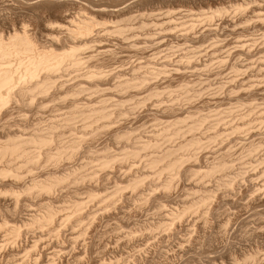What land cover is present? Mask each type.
Wrapping results in <instances>:
<instances>
[{
    "label": "rangeland",
    "instance_id": "374dc122",
    "mask_svg": "<svg viewBox=\"0 0 264 264\" xmlns=\"http://www.w3.org/2000/svg\"><path fill=\"white\" fill-rule=\"evenodd\" d=\"M93 1H97V0H93ZM108 1L107 0H101V2L106 3V5L109 4L110 7L112 6L113 3H116V1H118V0H116V1L114 0V2H113V0H108ZM248 1L249 0H162V1L161 0H154V1L153 0H148V1L147 0H126L127 3L124 2V0L118 1L119 3L120 2L123 4L125 3L124 5H121V3H120V5L122 7H124L123 8L124 11H122L119 14L118 18H116L114 16L112 17L111 15H109V16H111V18L108 16L109 18H106V19L111 20V22L108 21V23H109V25H112V27H115V26L119 27L120 26L119 28H121V29L124 27L123 29L126 31V33L122 29L123 34H122V32H121V34L113 33V34H111V36L109 34L108 36L106 35L104 37L106 40L104 38H102L100 42L94 41L91 43V45L92 46L94 45V47L99 45V43L100 44L103 43L104 45L107 46L106 47L107 50L105 49V51H108L107 53L103 52V51H100V52L95 51L94 48H86V49L81 51L82 54H81V52L79 53L81 55L84 54L83 57L85 58L84 61L86 63V67H88L92 70H95V67L96 68L99 67L100 69L102 68V70H104V71L106 70L105 73L106 72L107 73L105 76V80L108 78L106 80L107 83L104 80V82L102 83L103 86L101 85L99 89H95V87L94 88L89 87L90 89L92 88L91 91L89 90V93L87 92V90L86 91L84 90V92H81L80 94H78V96L75 99L79 98V99H77L78 101L76 100L77 105L79 104L77 106L78 109H79V106L81 108L84 105H88L89 102L91 103V104L89 103V105H91V106L93 104H94V106H95V104L97 106H99L100 104L105 106L106 104L105 103L103 104L102 101H100V100L106 99L107 97H108L107 99H110V100L112 98V100H111L112 104L110 101H109V103H110V105H113V106L111 107L110 105H108L109 104V103H107L108 101L105 100L104 102L107 101L106 102L107 106L108 107L110 106V108H108L107 106H105V107L107 109H110L113 112H115V114L118 113L119 110H121L120 112H122L123 109H130L131 108L130 113L126 112L127 115L124 114V115H121L119 117L117 116L120 120L117 119V117L115 115L113 116V118L116 117L117 121H116V119L114 120L113 118H110V120H108L110 122V125L112 126L111 129L117 128V130L119 131V129L121 128L120 129L121 133H125V131L129 133L128 136H127V134L124 135V134L119 133L117 138L121 135L123 138L126 136L125 139H127L129 137L127 140L131 141V143L126 141L125 139H122L121 137L118 138V141H117V138H116V140H114L112 138V135H110L109 132H103L100 135L96 136L93 140L90 139V144H88V141H89L88 140L86 143H84V146L82 145V147L79 149L78 152L81 153L80 155L78 153L75 156L76 158H73V159L68 160V161H64V163H61L60 166L58 167V170L60 171V173H64V171L67 172V170L68 171L69 170L74 171L75 169L76 170L74 172L80 171L79 173H76V174L78 175L80 173H83V175H84L83 182H84V180H85V182L83 183V182H81L82 180H80L77 183L78 185L77 184L73 185L72 183L69 184L66 182L65 184H62L63 186L66 185L65 188L63 186H60L55 191V193H53L50 196V198H49V196L47 197V195H43V194L39 195L40 197L34 196V198H33L30 195H29L30 196L29 197L28 194H25V192H24V194H25L24 195L22 192L21 196H20L21 199H19L18 204L16 206H13L12 202L10 201V200H12L10 194L7 195L6 193L3 192V188L1 186L2 183L0 182V184H1L0 185V195H1L0 196V201H1L0 202V209H1L0 210V216H1L0 217V246H1L0 247V262L1 263L0 264H6V263H8V264H13V263L14 264H47V259L49 260V258L51 259V258H54L56 256L62 257V259L60 261H58L57 264H114V263L115 264L116 263L117 264H128V263L129 264H131V263L132 264L133 263L134 264L135 263L136 264H157L158 262H159L158 264H178V263L179 264H185V263L186 264H209V263L210 264H249V263L250 264H264V238H263L264 237V231H263L264 230V162H263L264 161V157H263L264 156V82H263L264 81V74H263L264 73V51H263L264 50V7H263L264 1L263 0H250L249 2ZM129 3H133V4L130 5ZM138 3H139V5H138ZM113 5H115V4H113ZM240 5H242V6H240ZM1 6L2 5L0 4V10L2 12L3 8ZM126 6L129 9L127 8V10H126L125 9ZM110 7H108V8L110 9ZM240 7H242V9H240ZM217 9L223 10V11L225 10V11L224 12L222 11L223 13L222 12L221 13L216 12L215 17L213 15L212 19L209 20L207 15L211 14L210 12L216 11ZM257 9H259V10H257ZM10 13L11 12H9V13L6 12L7 15L13 16V14L11 13L12 14L11 15ZM69 13L74 17L78 16L76 14L77 9H70ZM216 14H218V15H216ZM125 15H126V17H125ZM153 17H154V19H153ZM189 17H190V19H189ZM206 17L208 19H206ZM233 17H235V18H233ZM128 18H130V21ZM249 18H251V21ZM114 19H115V21H114ZM248 19H249V21H248ZM193 20H194V22H193ZM162 22H163V24H162ZM110 23H112V24H110ZM239 23H241V24H239ZM133 24H134V26H133ZM122 25H123V27H122ZM130 25H131V27H130ZM209 25H211V26H209ZM127 28H128L129 32L127 31ZM200 30H202V32ZM157 32H159V33H157ZM177 32H179V33H177ZM182 32H183V34H182ZM218 32H219V34H218ZM141 33H143V34H141ZM113 35H114V37H113ZM144 36H145V38H144ZM216 36H217V38H216ZM90 37L93 40L96 39L97 31H94V33H92L88 39H90ZM234 39H235V41H234ZM104 41H105V43H104ZM205 41H207V42H205ZM209 41H211V42H209ZM130 44H132V45H130ZM209 46H211V47H209ZM258 46H260V47H258ZM168 49H169V51H168ZM92 51L94 54L92 53ZM153 51H154V53H153ZM91 54L94 56H92ZM140 56L143 58H141ZM193 56H195V57H193ZM165 57H166V59H165ZM190 57H192V58H190ZM175 59H176V61H175ZM195 59H197V61ZM101 60H103V61H101ZM236 60H237V62H236ZM164 64H165V66H164ZM83 65L85 66V64H83ZM83 65L80 67L81 71L80 70L75 71V69H74V71H75L74 72L73 70H70L73 73H70L69 71H68L69 73L65 72V73H63L62 77H59V79L64 83L68 81L65 84H71V82L75 83L76 82L75 80L81 79V77L78 76L77 72L79 74H80V72H82ZM144 65H145V67H144ZM90 66H92L94 69L91 68ZM86 67H84L85 70L88 69ZM132 67L133 68L136 67V69H133ZM235 67H237V69ZM258 67L261 69H259ZM84 68H83V71H84ZM115 69H117V70H115ZM121 69H122V71H121ZM161 69H163V70H161ZM168 69H170V70H168ZM150 70H152V71L154 70V71L151 72ZM158 70H161L162 72L163 71H166V72H164L165 73L164 74L161 71H159V72H161V74H160L158 72ZM146 71H148V72H146ZM145 73H148V74H146V76L148 77L149 80L147 79V81H146L147 83L145 82L146 83L145 85L148 87H146V86L144 87V84L143 85L141 84V86H140L141 91H140L139 89H137V87H139V85H140L139 82L143 79V78L142 79H140V78L144 77ZM151 73H153L152 79H150V77H149V75L150 76L152 75ZM117 74L119 76H123V74H124V76L119 77ZM142 74H144V75H142ZM132 75H133V77H132ZM189 75H190V77H189ZM112 76H113V78H111ZM115 76H117L118 78ZM130 76L132 78H136L138 76L139 77L136 78V80L135 79L133 80ZM146 76L144 78H147ZM156 76H157V78H156ZM114 77H115V79H114ZM73 78H74V80H73ZM128 78H130L133 81L129 82L130 79H128ZM209 78H211V79H209ZM65 80H67V81H65ZM111 80H112V82H111ZM125 80H127L128 82L127 81L125 82ZM137 80H138L139 85L131 87V85L135 84L137 82ZM120 81H122L123 83L122 82L119 83ZM149 81H150V83H148ZM255 81H257V82H255ZM113 83H115V84H113ZM125 83H127V85H125ZM206 84H207V86H206ZM252 84H254V85H252ZM120 86H123L124 89L126 88V86H127V88L131 87L133 89L128 91V89H130V88H128V89L126 88L127 90L126 89L124 90L122 87L120 88ZM116 87L118 89L119 88L120 89L118 90ZM209 87H210V89H209ZM89 88H87V89H89ZM104 88H106V89H104ZM151 88L154 90L156 89L155 91L158 92L156 98H155L156 92L154 90H152ZM93 89H95V91H92ZM159 89H160V92L162 91V93L159 92ZM222 89H223V91H222ZM227 89H229V90L227 91ZM100 90H102L103 93ZM165 90H166V93H163V92H165ZM168 91L170 92V94ZM217 91L219 93H216ZM119 92H121V93H119ZM133 92H135V93H133ZM151 92H152V95H151ZM97 93H98V95H97ZM145 93H146V95L147 94H149V95L145 96ZM154 93H155V96H154ZM244 93H246V94H244ZM124 94H126V95H124ZM167 94H168V96H167ZM229 95H230V98H229ZM82 96H83V98H82ZM123 96H125V97H123ZM127 96H128V98H127ZM130 96L132 98L134 97V99H132ZM144 96H145V100H144ZM253 96H255V97H253ZM98 97H99V99H98ZM102 97H103V99H101ZM121 97H123V98H121ZM147 97L149 99L146 100ZM158 97H159V99H158L159 101L156 100ZM234 97H236V99ZM120 98L122 100H119ZM187 98H189V99H187ZM89 99H91V100L89 101ZM129 99L131 100V103H130V101L127 102ZM182 99H184V100H182ZM116 100L119 102H118V104H115V106L117 105L119 109L117 108V106H116V108L113 109V107H115L114 101H115V103H117ZM138 100L140 102L142 101L143 104H138L140 106H136L137 103L139 102ZM205 100H206V102H205ZM121 101H123V103L126 102L125 104H123V107L121 105L122 104ZM99 102H101V103H99ZM134 102L136 105L134 104ZM239 102H241V103H239ZM151 103H153L154 105ZM156 103L158 106L156 105ZM46 104H47L46 105L47 108L44 107L43 110H40L41 112L38 111V113H37V111H34L33 115H31L32 112H29L30 114L28 113V119H29L28 124H27L28 126H24V127L21 126V128H19L20 130H18V127H16L15 130L19 131V132H23L24 134H27L28 132H31L32 127H34L36 124L38 126L40 124H41V126H43L46 123L45 121H49V119H52L55 117L57 118L58 115L60 118L64 112H65L64 114H66L67 112L68 113L73 112L74 108L76 109V107L69 105V101L66 103H63V104H66L65 106L63 104H61L62 106L60 105V107L57 105L59 108L54 107L55 104L53 102L51 103V101L47 102ZM52 104H53V106H52ZM82 104H83V106H81ZM213 104H215V105H213ZM68 105L70 106L71 109L73 107V109L71 111H70V108ZM165 105H167V107ZM51 107H52V109H51ZM168 107H169V109H167ZM66 108H68V109H66ZM116 109H118V110H116ZM251 109H252V111H251ZM66 110H67V112H66ZM123 111L125 112V110H123ZM175 111H176V113H175ZM239 111H241V112H239ZM164 112H166V113H164ZM194 112L196 113L197 116L194 115ZM202 112H203V114H202ZM40 113L41 114L43 113V115H41ZM160 113H161V115H160ZM183 114L188 116V118L184 119L185 121L182 119ZM162 115H164V116H162ZM172 115L175 117H173ZM199 115H201L202 117H208V118H206L207 120L202 122V124L198 127L199 129L198 128L196 129V132L194 129L190 130L189 129L190 125L195 123V120L201 117ZM210 115L211 116L213 115V116L211 117ZM40 116H41V118H40ZM159 116H162V118ZM191 116H192V119H191ZM37 117H39V119ZM44 117H46V118H44ZM157 117H158V119H157ZM178 117H180V118H178ZM33 119L36 121H34ZM132 119H134V120L132 121ZM193 119H194V122H189V121H193ZM253 119H254V121H253ZM78 120H81V119L77 118L75 120L77 122L74 121L73 123H75V124L78 123V125L81 126L84 123V121L81 120V121H83V122H81L82 123L81 124L80 121L78 122ZM104 120H106V121H103V122H108L107 119H104ZM237 120H239V121H237ZM257 120H259V121H257ZM162 121H163V123H162ZM214 121L216 123H214ZM100 122H102V121H100ZM149 122L151 124H149ZM159 122H160V124H158ZM178 122H179V126L177 125ZM111 123H113V124H111ZM147 123H148V125H147ZM164 123H167V124H165V126L167 125L166 127H170V124H172L171 126L173 128L170 127V128H167V130H166L165 126H161L162 124L164 125ZM173 124L176 127V129L173 126ZM203 124H206L207 126L203 125ZM187 125H189V126H187ZM184 126L189 130H187ZM233 126H236L238 129H235L236 127H234V129H233L232 128ZM178 127H180V128H178ZM122 128L124 131L122 130ZM161 128H164L166 132L163 131L164 129H161ZM13 129H14V126H13ZM158 129H160V130H158ZM171 129L173 131H176V132H172ZM179 129H181V130H179ZM185 129H186V132L183 131ZM231 129H232V131H231ZM168 130L170 133L171 132L173 133L172 135H175V136L172 137V135L170 133L168 136V134H167ZM202 130H204V131H202ZM233 130H236V131H233ZM238 130H241V131L239 132ZM161 131L163 133H161ZM189 131H191V134L193 131V135H191L190 133H187ZM67 132H69V131H65V134L69 135L70 132L69 133H67ZM149 132L151 134H155V135H151ZM164 132L166 133V137L168 136L167 139L170 142L166 139V137H163V135L165 136ZM177 132H179V134H178L179 136H177ZM180 132H182V133H180ZM212 132L213 133L215 132V133L213 134ZM158 133H160L161 136ZM236 133H239V134L237 135ZM145 134H147V135H145ZM156 134H157V136L159 135L162 138H160L159 136H158L159 138L158 137L155 138ZM216 134L219 136L217 138H214L215 141L214 140L211 141V139L209 137H211V138L215 137V136H217ZM220 134H221V136H220ZM229 134H230V136H229ZM131 135H133L134 137ZM64 136H67V135H64ZM70 136H71V133L65 139H68ZM138 136H140V137H138ZM170 136L172 138L171 139L172 141L169 139ZM196 136L203 138L204 139L203 141L204 142L207 141L208 145H205V147L203 148L204 150L200 149V151L198 152L197 158L195 160H193V162H192V160H190V161L186 160L185 161L186 163L184 162L183 168H185L186 166H189V165L191 166V167H189V171H188V174L190 176L194 175V174H192L191 168L196 169V166H197V170L199 169V171H201V173H202L204 171L205 172L208 171L207 168H209L211 163L213 165H214V163H215V165L218 163V165H220L219 167L221 170L218 168V170H217L218 172L216 171V173L211 175L212 177L216 176V178L213 177V179H212L211 176H208V179H207V177H205L204 181L202 178L201 179L202 182L201 181L199 182L200 179H197L199 177H197L196 175L192 176V177H188V174H187V175H184V177H183V175H181L182 174L181 173L180 175L182 176V178H181V176H180V178H179V176L177 177L180 179V180L179 179L177 180L178 185L170 191V193H172L171 194L172 198L171 199H168L166 197H165L166 199L163 198L164 194L162 192H164V191H161V189L162 190H165V189H164L162 182H164V185H165L167 183V181L170 180L171 174H170V172H163V173H161L162 176H161V174L156 175L157 171H155V170H158V167H157V169L156 168L153 169V168L149 167V171H148V169H146L148 167V164H145L146 162L148 163L147 157H149V159H150V157L153 156L152 154H155V153L160 154L163 150H165V147L167 148L169 146L170 149L171 148L173 149L177 145H179L180 141H181V143H183V141H187L186 139L188 137H189L188 140H190V138H194ZM132 137H133V139H132ZM148 137H149V139H148ZM174 137L176 140L174 139ZM206 138H208V139H206ZM245 138H246V140H245ZM119 139L121 140V142ZM150 139H151V142L154 140L155 141V142L153 141L154 143L159 144V146L162 147V149L159 148V146H156L154 148L151 147V149L147 148L148 151H146V149H145V151L141 150L142 152H140V154L142 153V155H140V156L143 158L139 157V155L136 156L137 159L130 157L131 159L128 158V162L126 161L127 159H123L122 161H125L127 163L118 162L113 167L107 169L108 171H106V169L100 168V164L104 160L108 159V156H112V155L113 156L116 155L117 157H121V155L125 156L127 153H126V151L124 153V151H123L124 149L127 150V152L131 151L132 148L136 149L142 140L149 141ZM163 139H165V140H163ZM113 141H115V142H113ZM144 141H142V142H144ZM162 141H164L165 143ZM209 141L210 142L214 141L213 142L214 144L210 143V145H209ZM123 142H125L126 144H124ZM177 142H179V143H177ZM207 142H206V144H207ZM114 143H115V146H113ZM132 143H134V144H132ZM130 144L134 145V146L131 147ZM160 144H162V145H160ZM165 144H167V145H165ZM256 144H257V146H256ZM106 145H107V147H106ZM123 145L125 146V148ZM126 145H128V147H126ZM243 147H245L246 149ZM122 148H124V149H122ZM155 148H157V149L155 150ZM107 149H110V150L107 152ZM82 150H83V152H81ZM158 150L161 152H159ZM186 150H188V149H186ZM186 150L185 151L182 150L181 152H183L186 155L189 152V150L188 151H186ZM245 150H246V152H245ZM116 151H117V153H116ZM121 151H123V152H121ZM110 152L111 153L113 152V153L110 154ZM119 152L121 155L118 154ZM149 152H152V153L150 154ZM181 152L180 153L178 152L177 154L184 155ZM102 153L103 154L106 153L105 154L106 156L103 155ZM122 153H124V154H122ZM146 154L147 155L149 154V155L146 156ZM157 154H155V155H157ZM254 154L256 155V157ZM92 155H93V157H91V158H93V159L90 158V156H92ZM95 155H97V156H95ZM98 156H99V158L101 157L102 159L101 158L99 159ZM145 156H146V158H145ZM138 157H139V159H138ZM132 159H133V161H132ZM145 159H147V160H145ZM89 160H92V161L89 162ZM96 160H98L97 161L98 163H96ZM101 160H102V162H101ZM137 161H139V162H137ZM212 161L213 162L215 161V162L213 163ZM68 162H69V164H68ZM219 162H221V163H219ZM222 162H223V164H222ZM88 163H90L91 165L94 166V171H92L93 166H91ZM119 163H120V165H119ZM133 163L135 164V166ZM139 163H140V165H139ZM128 164H129V166H128ZM143 164L147 167H145ZM185 164H187V165H185ZM212 164H211V166H212ZM240 164H241V166H240ZM62 165H63V167H62ZM65 165H66V167H65ZM96 165H98V166H96ZM125 165H126V167H125ZM160 166H159V168H160ZM193 166H195V168ZM198 166H199V168H198ZM122 167H123L124 171H123ZM116 168H118V169H116ZM62 169H64V170L61 171ZM71 169H74V170H71ZM99 169H101L103 171H101ZM126 169H128V170L125 171ZM223 170H225V171H223ZM90 171H92L93 173L91 172V174H90ZM152 171L155 172L153 174V177H154V175H156L154 178H152V176H151L153 173ZM108 172H109V175H108ZM146 172L147 173L150 172L151 174L150 173L146 174ZM94 173H96L97 175L95 176ZM133 173H134V175H133ZM142 173H143L142 177H144V179L141 177ZM167 173H169V174H167ZM92 174L96 179L92 176ZM121 174H122L123 178L120 177ZM135 174L137 176H140L142 178V183H143V180H144V183H143V186L140 184V186L137 185L138 187L137 186L132 187V188H136V189L131 188L132 190H135L132 192V190L129 189L130 187L126 188L124 185L127 184L128 180L129 181H128L127 185H129V183L130 184L133 183V179L135 181L136 178H137V180H138V178H140V177H137ZM227 174H228V176H227ZM240 175H242V176H240ZM28 176L29 175H26L25 177H27V178L24 177L22 181L27 182V185H30L29 181H32V180H29V179H32V178H29L31 176H29V177ZM79 176H81V174ZM85 176H86V179H84ZM87 176L89 178L92 177L91 178L92 180L88 179ZM128 176H129V178H127ZM133 176H135V178ZM148 176H150V177H148ZM158 176H160V177L158 178ZM219 176H220V178L221 177L222 178L220 179ZM230 176H232V177H230ZM185 177L189 178V179H186ZM195 177H197V178H195ZM217 177H218V179H217ZM125 178H126V181H125ZM150 178L155 182H153ZM156 178H158L159 181H156L157 180ZM166 178H167V180H165ZM194 178H195V180H194ZM112 179H114V180H112ZM118 179H119V182H118ZM182 179L185 182H182L183 181ZM228 179H231L232 181L230 182V180H228ZM88 180H91V181H89V183H88ZM122 180L125 181L126 183L124 184V182H123V184H122V182H121ZM219 180H223V182H225V183H223L222 181H219ZM224 180H226V181H224ZM246 180H247V182H246ZM238 181H240V182H238ZM80 182L82 184L79 185ZM114 182L119 183L121 190L124 191V193L122 192V195H121L122 197L120 196L121 191L117 195V197H116V195H113V193L117 190V188H119V187H115L118 184L117 183L114 184ZM148 182H150L149 183L150 186H149ZM188 182L193 186H190V184ZM193 182H194V184H193ZM196 182L200 183V184L197 183V185H199L198 187L195 184ZM94 183H95V185H94ZM153 183H154L153 186H156L155 183L159 184V185H157L158 188L156 186V189H155V187L151 186V184H153ZM214 183H215V185H214ZM226 183H231V184H226ZM253 183H254V185H253ZM204 185H205V187H204ZM83 186H85V187H83ZM90 186H92L93 188L91 187L92 188L91 189ZM148 186H149V188H148ZM159 186H161L163 188H159ZM87 187H89V189H91L92 192ZM222 187L224 188V190L222 189ZM226 187H227V189H226ZM95 188L96 189L98 188L100 191L98 189L95 190ZM115 188H116V190H115ZM123 188L125 190H123ZM187 188L188 189L190 188L191 190L190 189L188 190ZM207 188H208V190H207ZM229 188L232 190L230 191ZM236 188L237 189L239 188V189L237 190ZM254 188H256V189H254ZM202 189L204 190V192ZM225 189H226V191H225ZM71 190H73V191H71ZM201 190H202V192H201ZM209 190H211V192ZM82 191H83V193H82ZM88 191H89V195H92L91 193H94V192L95 193L97 192V195L94 193V197L92 198V196H88V194H87ZM139 191L141 193H139ZM151 191H153V192H151ZM193 191H195L198 194L195 195V193ZM197 191H199V192H197ZM229 191H230V193H229ZM156 192H157V194H156ZM208 192H210V194L214 192L215 195L213 193V196H212V194L210 196V194ZM226 192H227V194H226ZM109 193H111V195H109ZM128 193H130V194H128ZM200 193H204V194L208 193V194L204 195V194H200ZM105 194H107V195H105ZM158 194H160V195H158ZM95 195L97 197L100 196L102 198H100V197L96 198ZM123 195H125V196H123ZM179 195H180V197H179ZM197 195L199 197H196ZM206 195H209V196H206ZM25 196H28V198H26ZM87 196L90 199H88ZM110 196H112V198ZM146 197H149L150 199L149 198L147 199ZM206 197L207 198L211 197V198L209 200H206L207 199ZM257 197H259V198H257ZM94 198H96V199H94ZM140 198H142V199L144 198V199L142 200ZM180 198H181V200H180ZM78 199L85 202L86 207L84 206L85 208H83L84 209L83 210L84 212L82 211L83 214H81V211H78L79 213H77V214L74 213L73 212L74 211L73 206L70 207V204H73V201L78 200ZM91 199L93 200V202L91 201ZM116 199H117V201H119V203L116 201L117 202L116 205L112 204V201L114 202V200H116ZM129 199L130 200L132 199V200L130 201ZM195 199L199 200V202H201V203H199V202L195 203V201H196ZM24 200H25V202H24ZM88 200H89V202L90 201L91 202L90 203L88 202V204L86 205ZM110 200H111V202H110ZM145 200H146V202H148L147 204H146ZM202 200L203 201L206 200V203L203 202ZM49 201L54 203V205L56 207H58L59 209L61 208L59 210L58 216H57V214H56L57 217L55 216V218H57V219L54 218V221L51 224H48V225L41 227V228H39L37 226H33V225L29 226L28 224H26L27 222L29 223L33 217L44 214L45 209L47 210V206L50 203ZM167 201H169L170 203ZM182 201H183V203H181ZM186 201H187V203H191L192 205L188 206V204L185 203ZM189 201H191V202H189ZM28 203H29V205H27ZM110 203H111V205H110ZM134 203H136V204H134ZM140 204H141V206H140ZM183 204H185V205H183ZM203 204H204V206H203ZM197 205H199V206L197 207ZM201 205H202V207H201ZM248 205H249V207H248ZM22 206H23V209H21ZM112 206H114V207H112ZM156 206L157 207L159 206L158 209L156 208ZM207 206L208 207L210 206V208H209L210 210L208 209ZM14 207H15V209H13ZM187 207H189V210H187L188 209ZM180 208H182L181 210L187 208L186 214L183 215V217H181L180 219H176V222L173 225L169 226V222H171L170 221L171 220L170 219L171 218L170 217L171 212L175 213L176 211H180ZM192 208L194 211L192 210ZM198 208H199V210H198ZM68 209H70V210H68ZM90 209H91V211H90ZM101 209H103V210H101ZM195 209H197L198 212L195 211ZM214 209H216V210H214ZM105 210H106V212H105ZM68 211H69V213H67ZM228 211H229V213H228ZM13 212H14L15 216L13 215ZM19 212H20V214H19ZM72 212L74 213V215ZM65 213L67 215L70 214L72 216L71 217L72 219H70V222L69 221L64 222V218L66 217ZM101 213L102 214L104 213L103 214L104 217ZM107 213H109V214H107ZM211 213L213 214V216ZM152 214H153V216H152ZM199 214H201V217ZM75 215H76V217H75ZM165 216H167V217H165ZM203 217H205V218H203ZM60 218H61V220H60ZM90 218H91V220H90ZM204 219L206 222H204ZM165 220H167V221H165ZM71 221H73L74 223ZM78 222H80V223H78ZM166 222H168V223H166ZM80 224H81V226H80ZM16 225H19L18 227H20V229L23 230V233H22L23 236L21 235V238H20L21 241L20 242L18 239L17 243H15V245H13V246H18L16 248L17 249L19 248V249L18 250L16 249L17 251L15 250L14 252H11V251H9V246L12 245L11 244L12 239H11V233L10 232L12 231L11 230L12 227L13 226L15 227ZM163 225L164 226L166 225V226L164 227ZM83 226H84V228H82ZM33 227H36V228H33ZM168 227H169V229H168ZM246 228H247V230H246ZM84 229H86V230L83 231ZM62 230L64 231L65 234L63 233ZM211 230H213V231H211ZM243 231H244V233H243ZM155 232H156V234H155ZM221 233H223V234H221ZM104 237L107 238V240ZM74 240H75V243H74ZM34 242L36 244L37 243L38 244L36 245ZM19 243H21V244H19ZM7 244H9V245H7ZM6 246H7V248H6ZM36 246H37V249H35ZM176 246H177V248H176ZM83 247H85V248H83ZM233 247H234V249H233ZM164 248L166 250H164ZM101 251H102V253H101ZM33 255H35V256H33ZM38 256H40V257H38ZM181 257H182V260H181ZM36 258H37L38 263L36 261ZM140 258H142V260ZM130 259H132L131 260L132 262L131 261L129 262ZM136 259H137V261H136ZM33 260L35 261V263ZM148 261H149V263H148Z\"/></svg>",
    "mask_w": 264,
    "mask_h": 264
},
{
    "label": "bare ground",
    "instance_id": "6f19581e",
    "mask_svg": "<svg viewBox=\"0 0 264 264\" xmlns=\"http://www.w3.org/2000/svg\"><path fill=\"white\" fill-rule=\"evenodd\" d=\"M108 1V0H107ZM116 1V0H115ZM119 1V0H118ZM118 1H116V3H113V4H115V5H113L112 3V8L109 6V4L108 5H106V3H103V2H101V0L99 1V0H97V1H93V0H0V4L2 5L1 7L3 8H1L2 9V12H1V10H0V182L2 183V188H3V192L4 193H6L7 195L8 194H10V196H11V199L12 200H10L11 202H12V204H13V206H16L17 204H18V202H19V199H21L20 198V196H21V193L23 192V194H24V192H25V194H28V196L30 195V196H32L33 198H34V196L36 197V196H39V195H47V197L49 196V198H50V196L53 194V193H55V191L60 187V186H63L62 184H65L66 182L67 183H72L73 185H75V184H77L80 180H82L81 182H83V177H84V175H83V173H80L81 174V176H79L80 174H76V173H79V172H74L75 170L74 169H71V170H74V171H68L67 170V172H65L64 171V173H60V171L58 170V167L60 166V164L61 163H64V161H68V160H71V159H73V158H76L75 156L79 153L78 151H79V149L82 147V145L84 146V143H86L88 140V144H90V139L91 140H93L96 136H98V135H100L101 133H103V132H109L110 133V135H112V138L114 139V140H116V138H117V136L119 135V133H121V131H120V129H119V131L117 130V128L116 129H111V125H110V122L108 121V120H110V118H113V116L115 115L116 117L118 116H121V115H124V114H126L127 115V113H130V110H131V108L130 109H123V110H125V112L122 110V112H120L121 110H119L118 111V113H116L115 114V112H113L112 110H110V109H107L105 106H107V103H109V101L111 102V100H112V98H111V100L110 99H103V97L101 98V99H103V100H100V101H102V103L104 104H106L105 106L104 105H99V106H97L96 104H95V106H94V104L91 106V105H89V103H88V105H84L83 106V104L81 105V106H83V107H81L80 108V106H79V109H78V105H77V99H79V98H77V99H75L77 96H78V94H80L81 92H84V90L86 91L87 90V92L89 93V90L91 91V89L89 88V87H95V89H99L100 88V86L102 85V83L104 82V80H105V76H106V73H105V71L104 70H102V68L100 69L99 67V69L98 68H96L95 67V70H92V69H90V68H88V67H86V63H85V61H84V57H83V55H81L82 54V50H84V49H86V48H94V50L95 51H103V52H108V51H105V49H106V45H104L103 43L102 44H100L99 43V45H97V46H95L94 47V45L92 46L91 45V43L92 42H94V41H101V39L102 38H104L106 35L108 36L109 34H110V36H111V34H113V33H118V34H121V32H122V29L124 28L123 27V25H122V29L121 28H119L118 26H115V27H112V25H109V23H108V21H110L111 22V20H107L106 18H111V16L113 17H116V18H118V16H119V14L122 12V11H124L123 10V8L124 7H122L121 5H124L123 3H121V5H120V3L118 2ZM121 1V0H120ZM123 1V0H122ZM148 1V0H147ZM154 1V0H153ZM162 1V0H161ZM250 1V0H249ZM248 1V2H249ZM264 1V0H263ZM109 2V1H108ZM113 2H114V0H113ZM119 4H118V3ZM124 2H126V0H124ZM145 2V1H144ZM257 2V1H256ZM127 3V2H126ZM142 3V2H141ZM110 4V5H111ZM130 5L131 4H133V3H129ZM146 4V3H145ZM250 4V3H249ZM258 4V3H257ZM138 5H139V3H138ZM141 5V4H140ZM143 5V4H142ZM230 5V4H229ZM239 6V5H238ZM240 6H242V5H240ZM252 6V5H251ZM259 6V5H258ZM108 7H110V9L108 8ZM130 7V6H129ZM211 7V6H210ZM261 7V6H260ZM264 7V6H263ZM127 6H126V10H127ZM70 9H77V15L78 16H76V17H74V16H72L70 13H69V10ZM129 9V8H128ZM239 9V8H238ZM240 9H242V7H240ZM239 9V10H240ZM262 9V8H261ZM257 10H259V9H257ZM133 11V10H132ZM131 11V12H132ZM212 11V10H211ZM223 10H219V9H217L216 11H213V12H210L211 14H208L207 15V17L209 18V20H211L212 19V17H213V15H214V17H215V13L216 12H222ZM225 11V10H224ZM223 11V12H224ZM246 11V10H245ZM6 12H11L12 14H13V16H9V15H7L6 14ZM222 12V13H223ZM259 12V11H258ZM10 13V14H11ZM241 13V12H240ZM11 14V15H12ZM132 14V13H131ZM233 14V13H232ZM253 14V13H252ZM109 15H111V16H109ZM122 15V14H121ZM130 15V14H129ZM216 15H218V14H216ZM244 15V14H243ZM242 15V16H243ZM246 15V14H245ZM109 16V17H108ZM197 16V15H196ZM251 16V15H250ZM261 16V15H260ZM125 17H126V15H125ZM139 17V16H138ZM206 17V19H208ZM236 17V16H235ZM235 17H233V18H235ZM256 17V16H255ZM121 18V17H120ZM132 18V17H131ZM148 18V17H147ZM218 18V17H217ZM223 18V17H222ZM238 18V17H237ZM245 18V17H244ZM263 18V17H262ZM125 19V18H124ZM129 19V21H130V18H128ZM134 19V18H133ZM153 19H154V17H153ZM189 19H190V17H189ZM194 19V18H193ZM241 19V18H240ZM250 19V21H251V18H249ZM249 19H248V21H249ZM122 20V19H121ZM114 21H115V19H114ZM174 21V20H173ZM186 22V21H185ZM193 22H194V20H193ZM224 22V21H223ZM113 23V22H112ZM112 23H110V24H112ZM167 23V22H166ZM178 23V22H177ZM228 23V22H227ZM232 23V22H231ZM257 23V22H256ZM120 24V23H119ZM125 24V23H124ZM141 24V23H140ZM162 24H163V22H162ZM211 24V23H210ZM239 24H241V23H239ZM246 24V23H245ZM116 25V24H115ZM157 25V24H156ZM167 25V24H166ZM179 25V24H178ZM217 25V24H216ZM125 26V25H124ZM133 26H134V24H133ZM139 26V25H138ZM164 26V25H163ZM199 26V25H198ZM209 26H211V25H209ZM230 26V25H229ZM241 26V25H240ZM130 27H131V25H130ZM153 27V26H152ZM224 27V26H223ZM231 27V26H230ZM252 27V26H251ZM151 28V27H150ZM170 28V27H169ZM188 28V27H187ZM233 28V27H232ZM130 29V28H129ZM132 29V28H131ZM144 29V28H143ZM216 29V28H215ZM124 30V29H123ZM172 30V29H171ZM184 30V29H183ZM189 30V29H188ZM212 30V29H211ZM246 30V29H245ZM94 31H97V37H96V39H91V37H90V39H88L89 38V36H91V34L92 33H94ZM125 31V30H124ZM127 31H128V28H127ZM148 31V30H147ZM201 32H202V30H200ZM215 31V30H214ZM129 32V31H128ZM135 32V31H134ZM133 32V33H134ZM165 32V31H164ZM168 32V31H167ZM233 32V31H232ZM125 33H126V31H125ZM157 33H159V32H157ZM177 33H179V32H177ZM211 33V32H210ZM227 33V32H226ZM122 34H123V32H122ZM141 34H143V33H141ZM150 34V33H149ZM182 34H183V32H182ZM185 34V33H184ZM218 34H219V32H218ZM224 34V33H223ZM134 35V34H133ZM147 35V34H146ZM165 35V34H164ZM176 35V34H175ZM94 36V35H93ZM116 36V35H115ZM188 36V35H187ZM194 36V35H193ZM113 37H114V35H113ZM118 37V36H117ZM135 38V37H134ZM144 38H145V36H144ZM212 38V37H211ZM216 38H217V36H216ZM215 38V39H216ZM235 38V37H234ZM239 38V37H238ZM256 38V37H255ZM105 39V38H104ZM116 39V38H115ZM126 39V38H125ZM184 39V38H183ZM189 39V38H188ZM243 39V38H242ZM106 40V39H105ZM198 40V39H197ZM214 40V39H213ZM228 40V39H227ZM237 40V39H236ZM162 41V40H161ZM178 41V40H177ZM215 41V40H214ZM231 41V40H230ZM234 41H235V39H234ZM245 41V40H244ZM255 41V40H254ZM109 42V41H108ZM140 42V41H139ZM143 42V41H142ZM202 42V41H201ZM205 42H207V41H205ZM209 42H211V41H209ZM242 42V41H241ZM263 42V41H262ZM98 43V42H97ZM104 43H105V41H104ZM110 43V42H109ZM108 43V44H109ZM128 43V42H127ZM134 43V42H133ZM132 43V44H133ZM153 43V42H152ZM183 43V42H182ZM233 43V42H232ZM113 44V43H112ZM132 44H130V45H132ZM185 44V43H184ZM183 44V45H184ZM196 44V43H195ZM217 44V43H216ZM247 44V43H246ZM125 45V44H124ZM136 45V44H135ZM254 45V44H253ZM123 46V45H122ZM134 46V45H133ZM150 46V45H149ZM201 46V45H200ZM208 46V45H207ZM125 47V46H124ZM138 47V46H137ZM136 47V48H137ZM195 47V46H194ZM209 47H211V46H209ZM213 47V46H212ZM240 47V46H239ZM238 47V48H239ZM258 47H260V46H258ZM110 48V47H109ZM234 48V47H233ZM232 48V49H233ZM236 48V47H235ZM242 48V47H241ZM113 49V48H112ZM141 49V48H140ZM210 49V48H209ZM216 49V48H215ZM218 49V48H217ZM224 49V48H223ZM240 49V48H239ZM250 49V48H249ZM88 50V49H87ZM107 50V49H106ZM230 50V49H229ZM113 51V50H112ZM124 51V50H123ZM168 51H169V49H168ZM187 51V50H186ZM192 51V50H191ZM194 51V50H193ZM232 51V50H231ZM243 51V50H242ZM256 51V50H255ZM264 51V50H263ZM81 52V54H79ZM98 52V53H99ZM102 52V53H103ZM111 52V51H110ZM225 52V51H224ZM230 52V51H229ZM240 52V51H239ZM92 53H93V51H92ZM97 53V54H98ZM153 53H154V51H153ZM158 53V52H157ZM196 53V52H195ZM194 53V54H195ZM245 53V52H244ZM248 53V52H247ZM256 53V52H255ZM94 54V53H93ZM192 54V53H191ZM229 54V53H228ZM240 54V53H239ZM92 55V54H91ZM112 55V54H111ZM183 55V54H182ZM189 55V54H188ZM197 55V54H196ZM209 55V54H208ZM86 56V55H85ZM92 56H94V55H92ZM123 56V55H122ZM173 56V55H172ZM184 56V55H183ZM210 56V55H209ZM252 56V55H251ZM90 57V56H89ZM141 57V56H140ZM146 57V56H145ZM158 57V56H157ZM193 57H195V56H193ZM200 57V56H199ZM226 57V56H225ZM239 57V56H238ZM249 57V56H248ZM87 58V57H86ZM105 58V57H104ZM141 58H143V57H141ZM152 58V57H151ZM163 58V57H162ZM190 58H192V57H190ZM227 58V57H226ZM259 58V57H258ZM107 59V58H106ZM115 59V58H114ZM122 59V58H121ZM165 59H166V57H165ZM89 60V59H88ZM139 60V59H138ZM142 60V59H141ZM149 60V59H148ZM196 61H197V59H195ZM199 60V59H198ZM231 60V59H230ZM233 60V59H232ZM96 61V60H95ZM101 61H103V60H101ZM126 61V60H125ZM159 61V60H158ZM175 61H176V59H175ZM189 61V60H188ZM244 61V60H243ZM249 61V60H248ZM256 61V60H255ZM166 62V61H165ZM169 62V61H168ZM233 62V61H232ZM236 62H237V60H236ZM246 62V61H245ZM95 63V62H94ZM102 63V62H101ZM111 63V62H110ZM150 63V62H149ZM155 63V62H154ZM178 63V62H177ZM187 63V62H186ZM190 63V62H189ZM196 63V62H195ZM83 64H85V66L83 65ZM142 64V63H141ZM146 64V63H145ZM243 64V63H242ZM255 64V63H254ZM83 65V67H82V72H80L81 70H80V67ZM90 65V64H89ZM88 65V66H89ZM104 65V64H103ZM102 65V66H103ZM148 65V64H147ZM163 65V64H162ZM205 65V64H204ZM237 65V64H236ZM250 65V64H249ZM93 66V65H92ZM92 66H90L91 68H93ZM122 66V65H121ZM161 66V65H160ZM164 66H165V64H164ZM170 66V65H169ZM175 66V65H174ZM219 66V65H218ZM239 66V65H238ZM252 66V65H251ZM84 67H86V68H88L87 70H85V68ZM134 67V66H133ZM132 67V68H133ZM137 67V66H136ZM136 67L135 68H133V69H136ZM144 67H145V65H144ZM163 67V66H162ZM208 67V66H207ZM217 67V66H216ZM221 67V66H220ZM253 67V66H252ZM83 68H84V71H83ZM131 68V69H132ZM171 68V67H170ZM182 68V67H181ZM205 68V67H204ZM219 68V67H218ZM236 69H237V67H235ZM240 68V67H239ZM248 68V67H247ZM257 68V67H256ZM259 68V67H258ZM74 69H75V71H77V70H80L79 72H80V74L77 72V74H78V76L79 77H81V79H79V80H75L76 82L74 83V82H71V84H65V83H67L68 81L67 80H65V81H67V82H62L60 79H59V77H62V75H63V73H67L68 71L70 72V73H73V72H71L70 70H73L74 71ZM94 69V68H93ZM193 69V68H192ZM259 69H261V68H259ZM263 69V68H262ZM112 70V69H111ZM115 70H117V69H115ZM161 70H163V69H161ZM161 70H158V72L159 71H161ZM165 70V69H164ZM168 70H170V69H168ZM173 70V69H172ZM184 70V69H183ZM186 70V69H185ZM195 70V69H194ZM74 71V72H75ZM121 71H122V69H121ZM126 71V70H125ZM132 71V70H131ZM151 72H153L152 70H150ZM228 71V70H227ZM245 71V70H244ZM256 71V70H255ZM263 71V70H262ZM68 72V73H69ZM135 72V71H134ZM146 72H148V71H146ZM157 72V73H158ZM162 72V71H161ZM161 72H159L160 74H161ZM164 72H166V71H163L162 73H164ZM219 72V71H218ZM224 72V71H223ZM250 72V71H249ZM259 72V71H258ZM115 73V72H114ZM117 73V72H116ZM125 73V72H124ZM132 73V72H131ZM130 73V74H131ZM156 73V74H157ZM158 73V74H159ZM185 73V72H184ZM201 73V72H200ZM227 73V72H226ZM230 73V72H229ZM75 74V73H74ZM146 74H148V73H145V75L144 74H142V75H144V77L146 76ZM152 75L150 76L149 75V77H150V79H152V76H153V73H151ZM165 74V73H164ZM198 74V73H197ZM207 74V73H206ZM264 74V73H263ZM118 75V74H117ZM141 75V74H140ZM182 75V74H181ZM180 75V76H181ZM230 75V74H229ZM67 76V75H66ZM70 76V75H69ZM119 76V75H118ZM123 76H124V74H123ZM123 76H119V77H123ZM135 76V75H134ZM159 76V75H158ZM222 76V75H221ZM72 77V76H71ZM110 77V76H109ZM115 77H117V76H115ZM115 77H114V79H115ZM131 77V76H130ZM132 77H133V75H132ZM131 77V78H132ZM139 77V76H138ZM138 77H136V78H138ZM141 77V76H140ZM144 77H141L140 79H142L139 83H140V85H139V83H138V80H137V84L135 83V84H133V85H131V87L132 86H136V85H139V87H137V89H139L140 90V86H141V84L143 85L144 84V87L146 86L145 84L147 83L146 81H147V79H148V77L147 78H144ZM189 77H190V75H189ZM236 77V76H235ZM248 77V76H247ZM257 77V76H256ZM111 78H113V76L111 77ZM118 78V77H117ZM136 78H132L133 80L135 79L136 80ZM156 78H157V76H156ZM215 78V77H214ZM262 78V77H261ZM108 79V78H107ZM106 79V80H107ZM110 79V78H109ZM125 79V78H124ZM127 79V78H126ZM128 79H130V78H128ZM139 79V80H140ZM209 79H211V78H209ZM227 79V78H226ZM241 79V78H240ZM258 79V78H257ZM60 80V81H59ZM73 80H74V78H73ZM106 80H105V82H106ZM133 80H129V82L130 81H133ZM149 80V79H148ZM198 80V79H197ZM214 80V79H213ZM237 80V79H236ZM64 81V80H63ZM117 81V80H116ZM115 81V82H116ZM123 81V80H122ZM122 81H120L119 83H121ZM127 80H125V82H126ZM160 81V80H159ZM171 81V80H170ZM183 81V80H182ZM218 81V80H217ZM251 81V80H250ZM261 81V80H260ZM109 82V81H108ZM111 82H112V80H111ZM128 82V81H127ZM146 82V83H145ZM196 82V81H195ZM228 82V81H227ZM240 82V81H239ZM255 82H257V81H255ZM264 82V81H263ZM262 82V83H263ZM107 83V82H106ZM123 83V82H122ZM134 83V82H133ZM148 83H150V81L148 82ZM160 83V82H159ZM200 83V82H199ZM220 83V82H219ZM225 83V82H224ZM243 83V82H242ZM250 83V82H249ZM261 83V82H260ZM113 84H115V83H113ZM129 84V83H128ZM153 84V83H152ZM156 84V83H155ZM202 84V83H201ZM213 84V83H212ZM244 84V83H243ZM120 85V84H119ZM118 85V86H119ZM125 85H127V83H125ZM149 85V84H148ZM165 85V84H164ZM179 85V84H178ZM215 85V84H214ZM219 85V84H218ZM221 85V84H220ZM238 85V84H237ZM252 85H254V84H252ZM103 86V85H102ZM111 86V85H110ZM129 86V85H128ZM150 86V85H149ZM152 86V85H151ZM156 86V85H155ZM184 86V85H183ZM206 86H207V84H206ZM234 86V85H233ZM113 87V86H112ZM111 87V88H112ZM123 88V86H120V88ZM131 87H128V88H130V89H128L127 88V86H126V88L128 89V91L129 90H131V89H133V88H131ZM143 87V88H144ZM146 87H148V86H146ZM257 87V86H256ZM87 88H89V89H87ZM115 88V87H114ZM117 88V87H116ZM119 88V89H120ZM125 88V89H126ZM155 88V87H154ZM168 88V87H167ZM197 88V87H196ZM205 88V87H204ZM213 88V87H212ZM231 88V87H230ZM239 88V87H238ZM95 89H93L92 91H95ZM104 89H106V88H104ZM118 89V88H117ZM118 89V90H119ZM124 89V88H123ZM124 89V90H125ZM126 89V90H127ZM150 89V88H149ZM152 89V88H151ZM158 89V88H157ZM190 89V88H189ZM198 89V88H197ZM209 89H210V87H209ZM240 89V88H239ZM103 90V89H102ZM102 90H100L101 92H102ZM110 90V89H109ZM123 90V91H124ZM145 90V89H144ZM152 90H154V89H152ZM156 90V89H155ZM154 90V91H155ZM229 89H227V91H228ZM244 90V89H243ZM242 90V91H243ZM253 90V89H252ZM97 91V90H96ZM112 91V90H111ZM117 91V90H116ZM133 91V90H132ZM141 91V90H140ZM139 91V92H140ZM143 91V90H142ZM147 91V90H146ZM179 91V90H178ZM198 91V90H197ZM207 91V90H206ZM216 91V90H215ZM222 91H223V89H222ZM260 91V90H259ZM98 92V91H97ZM118 92V91H117ZM145 92V91H144ZM156 92V91H155ZM159 92H160V89H159ZM169 92V91H168ZM205 92V91H204ZM87 93V94H88ZM94 93V92H93ZM92 93V94H93ZM103 93V92H102ZM116 93V92H115ZM119 93H121V92H119ZM127 93V92H126ZM133 93H135V92H133ZM137 93V92H136ZM157 93L158 92H156V96H155V93H154V96H155V98L157 97ZM160 93H162V91L160 92ZM163 93H166V90H165V92H163ZM178 93V92H177ZM185 93V92H184ZM195 93V92H194ZM216 93H219L218 91L216 92ZM83 94V93H82ZM86 94V93H85ZM101 94V93H100ZM99 94V95H100ZM117 94V93H116ZM128 94V93H127ZM169 94H170V92H169ZM183 94V93H182ZM196 94V93H195ZM207 94V93H206ZM227 94V93H226ZM244 94H246V93H244ZM250 94V93H249ZM89 95V94H88ZM97 95H98V93H97ZM102 95V94H101ZM100 95V96H101ZM109 95V94H108ZM123 95V94H122ZM124 95H126V94H124ZM149 94H147L146 95V93H145V96H148ZM151 95H152V92H151ZM164 95V94H163ZM173 95V94H172ZM216 95V94H215ZM223 95V94H222ZM96 96V95H95ZM104 96V95H103ZM139 96V95H138ZM137 96V97H138ZM145 96H144V100H145ZM167 96H168V94H167ZM166 96V97H167ZM170 96V95H169ZM200 96V95H199ZM228 96V95H227ZM233 96V95H232ZM231 96V97H232ZM90 97V96H89ZM119 97V96H118ZM123 97H125V96H123ZM123 97H121V98H123ZM131 97V96H130ZM136 97V98H137ZM141 97V96H140ZM139 97V98H140ZM151 97V96H150ZM153 97V96H152ZM163 97V96H162ZM161 97V98H162ZM186 97V96H185ZM198 97V96H197ZM253 97H255V96H253ZM82 98H83V96H82ZM86 98V97H85ZM119 99V100H122V99ZM127 98H128V96H127ZM132 98V97H131ZM130 98V99H131ZM135 98V99H136ZM138 98V99H139ZM143 98V97H142ZM154 98V97H153ZM174 98V97H173ZM190 98V97H189ZM189 98H187V99H189ZM213 98V97H212ZM220 98V97H219ZM229 98H230V95H229ZM235 99H236V97H234ZM242 98V97H241ZM246 98V97H245ZM250 98V97H249ZM88 99V98H87ZM98 99H99V97H98ZM128 100L127 102H129L130 101V103H131V100ZM132 99H134V97L132 98ZM147 99H149L148 97L146 98V100ZM152 99V98H151ZM159 99V97L156 99V100H158ZM199 99V98H198ZM238 99V98H237ZM240 99V98H239ZM77 100V101H76ZM86 100V99H85ZM91 99H89V101H90ZM93 100V99H92ZM105 100H107L106 102H104ZM142 100V99H141ZM143 100V101H144ZM165 100V99H164ZM168 100V99H167ZM182 100H184V99H182ZM181 100V101H182ZM212 100V99H211ZM51 101V103L53 102L55 105H54V107H57V108H59L60 107V105L61 104H63V103H66V102H68L69 101V105L71 106H74V107H76V109L74 108L73 109V107H72V109L74 110L73 112H70V113H68L67 112V110H66V114H62L61 115V117L59 118V115L57 116V118L55 117V118H52V119H49V121H45L43 124V126H41V124L38 126L37 124L34 126V127H32V130H31V132H28L27 134H24L23 132H19V131H16L15 130V128L16 127H18V130H20L19 128H21V126L22 127H24V126H28L27 124H28V121H29V119H28V113L29 112H32V114L31 115H33V113H34V111H37V113H38V111L39 112H41L40 110H43V108L44 107H46V103L47 102H50ZM80 101V100H79ZM117 101V100H116ZM124 101V100H123ZM123 101H121L122 102V107H123V104H125L126 102H124L123 103ZM139 101V100H138ZM159 101V100H158ZM161 101V100H160ZM188 101V100H187ZM208 101V100H207ZM238 101V100H237ZM84 102V101H83ZM86 102V101H85ZM118 102L119 101H117V103H115V101H114V106H115V104H118ZM136 102V101H135ZM135 102H134V104H135ZM156 102V101H155ZM166 102V101H165ZM186 102V101H185ZM189 102V101H188ZM194 102V101H193ZM197 102V101H196ZM205 102H206V100H205ZM217 102V101H216ZM79 103V102H78ZM99 103H101V102H99ZM145 103V102H144ZM147 103V102H146ZM187 103V102H186ZM239 103H241V102H239ZM238 103V104H239ZM49 104V103H48ZM68 104V103H67ZM91 104V103H90ZM98 104V103H97ZM111 104H112V102H111ZM133 104V105H134ZM138 104H143V102L141 101H139L138 103H137V105L136 106H140V105H138ZM151 104H153V103H151ZM192 104V103H191ZM217 104V103H216ZM236 104V103H235ZM59 107H58V106ZM64 106L66 105V104H63ZM68 105V106H69ZM108 105H110V103L108 104ZM130 105V104H129ZM128 105V106H129ZM134 105V106H135ZM154 105V104H153ZM156 105H157V103H156ZM175 105V104H174ZM190 105V104H189ZM213 105H215V104H213ZM223 105V104H222ZM257 105V104H256ZM52 106H53V104H52ZM62 106V105H61ZM70 106H69V108H70ZM111 107L113 106V105H110ZM110 106L108 107V108H110ZM117 106V105H116ZM116 106L115 107H113V109L114 108H116ZM120 106V105H119ZM132 106V105H131ZM158 106V105H157ZM166 107H167V105H165ZM232 106V105H231ZM251 106V105H250ZM255 106V105H254ZM143 107V106H142ZM164 107V106H163ZM173 107V106H172ZM188 107V106H187ZM186 107V108H187ZM193 107V106H192ZM199 107V106H198ZM47 108V107H46ZM45 108V109H46ZM56 108V109H57ZM117 108H118V106H117ZM121 108V107H120ZM137 108V107H136ZM135 108V109H136ZM145 108V107H144ZM151 108V107H150ZM162 108V107H161ZM178 108V107H177ZM183 108V107H182ZM220 108V107H219ZM225 108V107H224ZM252 108V107H251ZM259 108V107H258ZM51 109H52V107H51ZM66 109H68V108H66ZM71 108H70V111L72 110ZM119 109V108H118ZM118 109H116V110H118ZM134 109V110H135ZM154 109V108H153ZM158 109V108H157ZM167 109H169V107L167 108ZM231 109V108H230ZM59 110V109H58ZM62 110V109H61ZM127 110V111H126ZM141 110V109H140ZM148 110V109H147ZM164 110V109H163ZM183 110V109H182ZM208 110V109H207ZM234 110V109H233ZM45 111V110H44ZM47 111V110H46ZM57 111V110H56ZM115 111V110H114ZM150 111V110H149ZM158 111V110H157ZM167 111V110H166ZM181 111V110H180ZM210 111V110H209ZM217 111V110H216ZM222 111V110H221ZM231 111V110H230ZM251 111H252V109H251ZM55 112V111H54ZM117 112V111H116ZM127 112V113H126ZM179 112V111H178ZM177 112V113H178ZM196 112V111H195ZM194 112V115H196V113ZM239 112H241V111H239ZM262 112V111H261ZM50 113V112H49ZM147 113V112H146ZM164 113H166V112H164ZM171 113V112H170ZM175 113H176V111H175ZM198 113V112H197ZM222 113V112H221ZM235 113V112H234ZM247 113V112H246ZM30 114V113H29ZM41 114V113H40ZM48 114V113H47ZM52 114V113H51ZM54 114V113H53ZM145 114V113H144ZM191 114V113H190ZM199 114V113H198ZM202 114H203V112H202ZM263 114V113H262ZM35 115V114H34ZM41 115H43V113L41 114ZM64 115V116H63ZM160 115H161V113H160ZM175 115V114H174ZM179 115V114H178ZM185 114H183V117H182V119L184 120L185 118H188V116H184ZM192 115V114H191ZM234 115V114H233ZM254 115V114H253ZM252 115V116H253ZM51 116V115H50ZM138 116V115H137ZM158 116V115H157ZM162 116H164V115H162ZM162 116H159V117H161L162 118ZM173 116V115H172ZM176 116V115H175ZM175 116H173V117H175ZM197 116V115H196ZM199 116H201V115H199ZM211 116V115H210ZM213 116V115H212ZM211 116V117H212ZM215 116V115H214ZM245 116V115H244ZM116 117L115 118H113L114 120L116 119ZM117 117V119H119ZM124 117V116H123ZM166 117V116H165ZM169 117V116H168ZM177 117V116H176ZM210 117V118H211ZM259 117V116H258ZM263 117V116H262ZM38 119H39V117H37ZM40 118H41V116H40ZM44 118H46V117H44ZM77 118H79V119H81V120H83L84 121V123L82 124L81 122H83V121H81V120H78V122L80 121V123L82 124H80L81 126H79L78 125V123L77 124H75V123H73ZM178 118H180V117H178ZM196 118V117H195ZM194 118V119H195ZM206 118H208V117H200V118H198V119H196L195 120V123H191L192 125H190V127H189V129L191 130V129H194L195 130V132H196V129L202 124V122L203 121H205V120H207ZM249 118V117H248ZM37 119V120H38ZM104 119H107V121L109 122H103V121H106V120H104ZM117 119H116V121H117ZM147 119V118H146ZM157 119H158V117H157ZM160 119V118H159ZM177 119V118H176ZM191 119H192V116H191ZM194 119H193V121H189V122H194ZM243 119V118H242ZM34 120V119H33ZM43 120V119H42ZM41 120V121H42ZM113 120V121H114ZM120 120V119H119ZM122 120V119H121ZM134 119H132V121H133ZM164 120V119H163ZM167 120V119H166ZM178 120V119H177ZM181 120V119H180ZM241 120V119H240ZM260 120V119H259ZM259 120H257V121H259ZM31 121V120H30ZM34 121H36V120H34ZM100 121H102V122H100ZM169 121V120H168ZM167 121V122H168ZM185 121V120H184ZM212 121V120H211ZM231 121V120H230ZM237 121H239V120H237ZM248 121V120H247ZM253 121H254V119H253ZM75 122H77V121H75ZM100 122V123H99ZM112 122V121H111ZM148 122V121H147ZM156 122V121H155ZM180 122V121H179ZM179 122H178V126H179ZM188 122V123H189ZM32 123V122H31ZM41 123V122H40ZM99 123V124H98ZM114 123V122H113ZM113 123H111V124H113ZM123 123V122H122ZM143 123V122H142ZM154 123V122H153ZM162 123H163V121H162ZM177 123V122H176ZM181 123V122H180ZM214 123H216L215 121H214ZM243 123V122H242ZM245 123V122H244ZM34 124V123H33ZM149 124H151L150 122H149ZM158 124H160V122L158 123ZM165 124H167V123H164V125L162 124L161 126H165ZM182 124V123H181ZM186 124V123H185ZM228 124V123H227ZM236 124V123H235ZM238 124V123H237ZM77 125V126H76ZM137 125V124H136ZM147 125H148V123H147ZM153 125V124H152ZM172 124H170V127H172L171 126ZM203 125H206V124H203ZM13 126H14V129H13ZM79 126V127H78ZM124 126V125H123ZM160 126V127H161ZM167 126V125H166ZM165 126V128H166V130H167V128H170V127H166ZM169 126V125H168ZM173 126H174V124H173ZM183 126V125H182ZM181 126V127H182ZM187 126H189V125H187ZM207 126V125H206ZM241 126V125H240ZM251 126V125H250ZM140 127V126H139ZM175 127V126H174ZM185 127V126H184ZM219 127V126H218ZM234 127H236V126H233L232 128L234 129ZM253 127V126H252ZM115 128V127H114ZM127 128V127H126ZM129 128V127H128ZM173 128V127H172ZM178 128H180V127H178ZM186 128V127H185ZM210 128V127H209ZM222 128V127H221ZM249 128V127H248ZM256 128V127H255ZM13 129V130H12ZM132 129V128H131ZM157 129V128H156ZM161 129H164V128H161ZM175 129H176V127H175ZM174 129V130H175ZM187 129V128H186ZM186 129L185 130H183V131H185L186 132ZM189 129H187V130H189ZM199 129V128H198ZM228 129V128H227ZM230 129V128H229ZM235 129H238L237 127L235 128ZM27 130V129H26ZM122 130H123V128H122ZM144 130V129H143ZM158 130H160V129H158ZM172 130V129H171ZM170 130V131H171ZM179 130H181V129H179ZM193 130V131H194ZM218 130V129H217ZM223 130V129H222ZM221 130V131H222ZM29 131V130H28ZM65 131H69L70 133H71V136L68 138V139H65V138H67V136H69L70 135V133L69 132H67V133H69V135L68 134H65ZM124 131V130H123ZM129 131V130H128ZM148 131V130H147ZM157 131V130H156ZM163 131H165V129L163 130ZM193 131H192V134H191V131H189V132H187V133H190L191 135H193ZM198 131V130H197ZM202 131H204V130H202ZM231 131H232V129H231ZM233 131H236V130H233ZM239 132L241 131V130H238ZM237 131V132H238ZM247 131V130H246ZM27 132V131H26ZM152 132V131H151ZM166 132V131H165ZM164 132V134H165V136L163 135V137H166V133ZM172 132H176V131H173L172 130ZM170 133L169 132V130L167 131V134H168V136H169V133L172 135L173 133ZM229 132V131H228ZM133 133V132H132ZM147 133V132H146ZM150 133V132H149ZM161 133H163L162 131H161ZM180 133H182V132H180ZM201 133V132H200ZM207 133V132H206ZM213 133V132H212ZM215 133V132H214ZM213 133V134H214ZM263 133V132H262ZM107 134V133H106ZM121 134H127V136H128V132H126L125 131V133H121ZM120 134V135H121ZM151 134V133H150ZM160 136H161V134L160 133H158ZM176 134V133H175ZM179 134V132H177V136H179L178 135ZM204 134V133H203ZM237 135L239 134V133H236ZM64 135H67V136H64ZM145 135H147V134H145ZM151 135H155V134H151ZM158 135V136H159ZM182 135V134H181ZM180 135V136H181ZM185 135V134H184ZM205 135V134H204ZM217 135V134H216ZM259 135V134H258ZM261 135V134H260ZM263 135V134H262ZM131 136H133V135H131ZM157 136V134H156V136H155V138H157L158 137ZM159 136V137H160ZM167 136V137H168ZM173 136H175V135H172V137ZM176 136V137H177ZM202 136V135H201ZM206 136V135H205ZM211 136V135H210ZM215 136V135H214ZM219 135H217V136H215V137H209L210 139H211V141L212 140H214V138H217ZM220 136H221V134H220ZM229 136H230V134H229ZM232 136V135H231ZM246 136V135H245ZM122 138V139H125V137L123 138L122 137V135L121 136H119L118 138ZM134 137V136H133ZM133 137H132V139H133ZM138 137H140V136H138ZM153 137V136H152ZM158 137V138H159ZM167 137H166V139H167ZM223 137V136H222ZM247 137V136H246ZM262 137V136H261ZM2 138V139H1ZM118 138H117V141H118ZM129 138V137H128ZM127 138V139H128ZM145 138V137H144ZM160 138H162V137H160ZM184 138V137H183ZM263 138V137H262ZM98 139V138H97ZM112 139V140H113ZM127 139H125L126 141H128V142H130L131 143V141H129V140H127ZM135 139V138H134ZM148 139H149V137H148ZM170 140L172 139L171 138V136H170V138H169ZM174 139H175V137H174ZM189 139V137L186 139L187 141H183V143H181V141H180V143L179 142H177V143H179V145H177L175 148H169V146L166 148L165 146V150H163L162 152L161 151H159V152H161L160 154H157V153H155V154H157V155H155V154H152L153 156H151L150 157V159H149V157H147V159H148V163L146 162L145 164H148V167L147 166H145L144 164V166L145 167H147L146 169H148V171H149V167L150 168H156L157 169V167H158V170H155V171H157L156 172V175L157 174H161V173H163V172H170V174H171V176H170V180H168L167 181V183L164 185V182H162L163 183V186H164V189L165 190H162L161 189V191H164V192H162L163 194H164V197L163 198H168V199H171L172 197H171V194L172 193H170V191L174 188V187H176L177 185H178V179L180 178V176L181 175H183V177H184V175H187L188 174V171H189V167H191L190 165L189 166H186L185 168H183L184 167V162L186 161V160H188V161H190V160H192V162H193V160H195L196 158H197V155H198V152L200 151V149H202V150H204L203 148L205 147V145H208V142H207V144H206V142H204L203 140V138H201V137H194V138H190V140H188ZM206 139H208V138H206ZM205 139V140H206ZM120 140V139H119ZM157 140V139H156ZM159 140V139H158ZM163 140H165V139H163ZM168 140V139H167ZM176 140V139H175ZM245 140H246V138H245ZM249 140V139H248ZM124 141V140H123ZM142 141H144V140H142ZM140 142V144L138 145V147L135 149H133L132 148V150L131 151H128L127 152V150H125L124 148H125V146H124V148H122V149H124L123 151H124V153H125V151H126V155L124 156V155H121L120 154V152L118 153V154H120L121 155V157H117L116 155L115 156H108V159H106V160H104L103 162H102V160H101V164H100V168L101 169H106V171H108L107 169H109V168H111V167H113L116 163H118V162H123V163H127L128 162V158H136L137 159V157L136 156H138L139 155V157H141L140 155H142V153L140 154V152H142L141 150H144L145 151V149H146V151H148L147 150V148H150L151 149V147H156V146H159V144H156V143H154L153 141V143L151 142V139L149 140V141H144V142ZM160 141V140H159ZM169 141V140H168ZM172 141V140H171ZM215 141V140H214ZM213 141V142H214ZM219 141V140H218ZM233 141V140H232ZM251 141V140H250ZM113 142H115V141H113ZM120 142H121V140H120ZM134 142V141H133ZM138 142V141H137ZM162 142H164V141H162ZM161 142V143H162ZM167 142V141H166ZM170 142V141H169ZM175 142V141H174ZM213 142H210L209 141V145H210V143H213ZM235 142V141H234ZM239 142V141H238ZM96 143V142H95ZM103 143V142H102ZM124 144H126L125 142H123ZM159 143V142H158ZM165 143V142H164ZM163 143V144H164ZM173 143V142H172ZM246 143V142H245ZM128 144V143H127ZM132 144H134V143H132ZM214 144V143H213ZM217 144V143H216ZM221 144V143H220ZM230 144V143H229ZM228 144V145H229ZM238 144V143H237ZM250 144V143H249ZM87 145V144H86ZM85 145V146H86ZM131 145V144H130ZM136 145V144H135ZM160 145H162V144H160ZM165 145H167V144H165ZM173 145V144H172ZM175 145V144H174ZM226 145V144H225ZM244 145V144H243ZM248 145V144H247ZM113 146H115V143H114V145ZM122 146V147H123ZM134 145H131V147H133ZM238 146V145H237ZM255 146V145H254ZM256 146H257V144H256ZM259 146V145H258ZM90 147V146H89ZM106 147H107V145H106ZM126 147H128V145H126ZM172 147V146H171ZM217 147V146H216ZM229 147V146H228ZM99 148V147H98ZM109 148V147H108ZM152 148V149H153ZM159 148H161L162 149V147H160L159 146ZM208 148V147H207ZM225 148V147H224ZM243 148H245V147H243ZM85 149V148H84ZM120 149V148H119ZM128 149V148H127ZM157 148H155V150H156ZM160 149V150H161ZM164 149V148H163ZM186 149H188L189 150V152H188V154H184L183 152H181L182 150H186ZM219 149V148H218ZM242 149V148H241ZM246 149V148H245ZM87 150V149H86ZM92 150V149H91ZM103 150V149H102ZM106 150V149H105ZM104 150V151H105ZM110 149H107V152L109 151ZM118 150V149H117ZM188 150H186V151H188ZM94 151V150H93ZM119 151V150H118ZM123 151H121V152H123ZM151 151V150H150ZM224 151V150H223ZM81 152H83V150L81 151ZM154 152V151H153ZM158 152V153H159ZM183 153L184 155H179V154H177V153ZM217 152V151H216ZM220 152V151H219ZM235 152V151H234ZM245 152H246V150H245ZM89 153V152H88ZM113 153V152H112ZM111 152H110V154H112ZM116 153H117V151H116ZM124 153H122V154H124ZM139 153V154H138ZM145 153V152H144ZM150 154L152 153V152H149ZM209 153V152H208ZM207 153V154H208ZM212 153V152H211ZM210 153V154H211ZM229 153V152H228ZM81 153H79V155H80ZM103 154V153H102ZM101 154V155H102ZM106 154V153H105ZM105 154H103V155H105ZM115 154V153H114ZM233 154V153H232ZM149 155V154H148ZM147 154H146V156H148ZM155 155V156H154ZM206 155V154H205ZM220 155V154H219ZM242 155V154H241ZM244 155V154H243ZM255 155V154H254ZM259 155V154H258ZM262 155V154H261ZM95 156H97V155H95ZM100 156V155H99ZM99 156H98V158H99ZM106 156V155H105ZM119 156V155H118ZM146 156H145V158H146ZM201 156V155H200ZM207 156V155H206ZM215 156V155H214ZM223 156V155H222ZM225 156V155H224ZM79 157V156H78ZM91 157H93V155L92 156H90V158ZM103 157V156H102ZM139 157H138V159H139ZM244 157V156H243ZM255 157H256V155H255ZM264 157V156H263ZM95 158V157H94ZM101 158V157H100ZM99 158V159H100ZM130 158V159H131ZM141 158H143V157H141ZM140 158V159H141ZM213 158V157H212ZM231 158V157H230ZM245 158V157H244ZM91 159H93V158H91ZM98 159V160H99ZM102 159V158H101ZM123 159H127L126 161L127 162H125V161H122ZM135 159V160H136ZM147 159H145V160H147ZM205 159V158H204ZM98 160H96V163H98L97 161ZM144 160V159H143ZM215 160V159H214ZM224 160V159H223ZM227 160V159H226ZM237 160V159H236ZM90 161H92V160H89V162ZM95 161V160H94ZM132 161H133V159H132ZM131 161V162H132ZM141 161V160H140ZM220 161V160H219ZM230 161V160H229ZM257 161V160H256ZM135 162V161H134ZM137 162H139V161H137ZM145 162V161H144ZM191 162V163H192ZM199 162V161H198ZM213 162V161H212ZM215 162V161H214ZM213 162V163H214ZM224 162V161H223ZM223 162H222V164H223ZM255 162V161H254ZM259 162V161H258ZM264 162V161H263ZM262 162V163H263ZM79 163V162H78ZM95 163V162H94ZM93 163V164H94ZM143 163V162H142ZM186 163V162H185ZM195 163V162H194ZM219 163H221V162H219ZM237 163V162H236ZM68 164H69V162H68ZM67 164V165H68ZM88 164H90V163H88ZM134 164V163H133ZM190 164V163H189ZM200 164V163H199ZM212 164V163H211ZM211 164H210V166H211ZM251 164V163H250ZM254 164V163H253ZM91 165V164H90ZM95 165V164H94ZM118 165V164H117ZM119 165H120V163H119ZM139 165H140V163H139ZM161 165V166H160ZM185 165H187V164H185ZM193 165V164H192ZM197 165V164H196ZM252 165V164H251ZM71 166V165H70ZM75 166V165H74ZM88 166V165H87ZM91 166H93V165H91ZM96 166H98V165H96ZM128 166H129V164H128ZM134 166H135V164H134ZM159 166H160V168H159ZM209 166V168H207L208 169V171H204V172H202L201 173V171H199V169L197 170V166H196V169H192L191 168V170H192V174H194V175H189L188 174V177H192V176H197V177H199V178H197V177H195V178H197V179H200L199 180V182L201 181V179L203 178V181H204V178L205 177H207V179H208V176H211L212 174H214V173H216V171L218 170V168L220 169V165H218V163L215 165V163H214V165L212 164V166L210 167ZM240 166H241V164H240ZM244 166V165H243ZM62 167H63V165H62ZM65 167H66V165H65ZM79 167V166H78ZM90 167V166H89ZM119 167V166H118ZM125 167H126V165H125ZM143 167V166H142ZM194 168H195V166H193ZM227 167V166H226ZM231 167V166H230ZM235 167V166H234ZM92 168V167H91ZM129 168V167H128ZM198 168H199V166H198ZM242 168V167H241ZM247 168V167H246ZM98 169V168H97ZM101 169H99V170H101ZM116 169H118V168H116ZM115 169V170H116ZM122 169H123V167H122ZM224 169V168H223ZM229 169V168H228ZM64 169H62L61 171H63ZM128 169H126L125 171H127ZM132 170V169H131ZM205 170V169H204ZM221 170V169H220ZM219 170V171H220ZM249 170V169H248ZM78 171V170H77ZM92 171H94V166H93V170ZM92 171H90V174H91V172ZM101 171H103V170H101ZM105 171V170H104ZM105 171V172H106ZM113 171V170H112ZM111 171V172H112ZM119 171V170H118ZM123 171H124V169H123ZM142 171V170H141ZM223 171H225V170H223ZM100 172V171H99ZM114 172V171H113ZM151 172V171H150ZM149 172V173H150ZM153 172V171H152ZM218 172V171H217ZM239 172V171H238ZM93 173V172H92ZM103 173V172H102ZM125 173V172H124ZM149 173H147L146 172V174H149ZM155 172H153L152 173V178H154L156 175H154V177H153V174H154ZM182 173V174H181ZM220 173V172H219ZM223 173V172H222ZM228 173V172H227ZM251 173V172H250ZM88 174V173H87ZM95 174V176L97 175L96 173H94ZM105 174V173H104ZM112 174V173H111ZM130 174V173H129ZM151 174V173H150ZM166 174V173H165ZM167 174H169V173H167ZM181 174V175H180ZM191 174V173H190ZM218 174V173H217ZM226 174V173H225ZM224 174V175H225ZM26 175H29V176H31V177H29V178H32V179H29V180H32V181H29V183H30V185H27V182H24V181H22L23 180V178L26 176ZM83 175V176H82ZM89 175V174H88ZM103 175V174H102ZM108 175H109V172H108ZM133 175H134V173H133ZM136 175V174H135ZM139 175V174H138ZM141 175V174H140ZM164 175V174H163ZM201 175V176H200ZM219 175V174H218ZM222 175V174H221ZM92 176H93V174H92ZM127 176V175H126ZM137 176V175H136ZM143 176V173H142V175H141V177ZM145 176V175H144ZM161 176H162V174H161ZM179 176V178H177ZM223 176V175H222ZM227 176H228V174H227ZM240 176H242V175H240ZM248 176V175H247ZM256 176V175H255ZM88 177V176H87ZM94 177V176H93ZM120 177H122V174H121V176ZM125 177V176H124ZM134 178H135V176H133ZM137 177H140V176H137ZM138 178V180H137V178H136V180L134 181V179H133V183H129V185H127L128 184V181H127V184H125L126 182V178H125V181H121L122 182V184H123V182H124V186L127 188H129V189H131L132 187H136L137 185H139L140 186V184L143 186V183H144V180H143V183H142V178L144 179V177H142V178ZM148 177H150V176H148ZM160 176H158V178H159ZM166 177V176H165ZM212 177V176H211ZM214 177V176H213ZM213 177H212V179H213ZM230 177H232V176H230ZM25 178H27V177H25ZM92 177H88V179H91ZM95 178V177H94ZM93 178V179H94ZM106 178V177H105ZM114 178V177H113ZM123 178V177H122ZM127 178H129V176L127 177ZM158 178H156L157 180L156 181H159V179ZM164 178V177H163ZM162 178V179H163ZM181 178H182V176H181ZM186 178V177H185ZM195 178H194V180H195ZM214 178H216V176L214 177ZM219 178H220V176H219ZM222 178V177H221ZM220 178V179H221ZM246 178V177H245ZM84 179H86V176H85V178ZM96 179V178H95ZM115 179V178H114ZM114 179H112V180H114ZM151 179V178H150ZM161 179V178H160ZM184 179V178H183ZM182 179V180H183ZM186 179H189V178H186ZM210 179V178H209ZM217 179H218V177H217ZM235 179V178H234ZM233 179V180H234ZM257 179V178H256ZM92 180V179H91ZM91 180H88V183H89V181H91ZM152 180V179H151ZM150 180V181H151ZM165 180H167V178L165 179ZM180 180V179H179ZM206 180V179H205ZM211 180V179H210ZM228 180H230V182L232 181L231 179H228ZM241 180V179H240ZM249 180V179H248ZM28 181V180H27ZM94 181V180H93ZM110 181V180H109ZM146 181V180H145ZM153 181V180H152ZM219 181H222L223 182V180H219ZM224 181H226V180H224ZM242 181V180H241ZM253 181V180H252ZM79 183V185L80 184H82V183ZM84 182H85V180H84ZM83 182V183H84ZM96 182V181H95ZM98 182V181H97ZM106 182V181H105ZM118 182H119V179H118ZM153 182H155V181H153ZM166 182V181H165ZM182 182H185L184 180L182 181ZM199 182H196L195 184L197 185V183L198 184H200ZM202 182V181H201ZM238 182H240V181H238ZM246 182H247V180H246ZM250 182V181H249ZM87 183V182H86ZM101 183V182H100ZM117 183V182H116ZM115 182H114V184H116ZM150 182H148V184H149ZM189 183V182H188ZM223 183H225V182H223ZM113 184V185H114ZM118 185H116L115 187H119V188H117V190H116V188H115V192L113 193V195H116V197H117V195L120 193V191H121V194H120V196L122 195V192L124 193V191H122L121 190V188H120V186H119V183H117ZM156 184V186L157 185H159V184H157V183H155ZM161 184V183H160ZM190 184V183H189ZM193 184H194V182H193ZM202 184V183H201ZM204 184V183H203ZM226 184H231V183H226ZM238 184V183H237ZM68 185V184H67ZM78 185V184H77ZM76 185V186H77ZM94 185H95V183H94ZM93 185V186H94ZM112 185V186H113ZM127 185V186H126ZM146 185V184H145ZM154 185V183L153 184H151V186H153ZM184 185V184H183ZM182 185V186H183ZM195 185V186H196ZM214 185H215V183H214ZM221 185V184H220ZM245 185V184H244ZM253 185H254V183H253ZM65 186L66 185H64L63 187L65 188ZM69 186V185H68ZM87 186V185H86ZM141 186V187H142ZM149 186H150V184H149ZM149 186H148V188H149ZM156 186H153V187H155V189H156ZM190 186H193V185H191L190 184ZM194 186V187H195ZM199 185H197V187H198ZM219 186V185H218ZM225 186V185H224ZM223 186V187H224ZM81 187V186H80ZM83 187H85V186H83ZM92 186H90V188H91ZM122 187V186H121ZM124 187V188H125ZM138 187V186H137ZM145 187V186H144ZM185 187V186H184ZM203 187V186H202ZM204 187H205V185H204ZM210 187V186H209ZM222 187V189L224 190V188ZM237 187V186H236ZM88 189H89V187H87ZM93 188V187H92ZM91 188V189H92ZM99 188V187H98ZM97 188V189H98ZM123 188V190H125ZM157 188H158V186H157ZM159 188H163V187H161V186H159ZM196 188V187H195ZM194 188V189H195ZM200 188V187H199ZM218 188V187H217ZM62 189V188H61ZM76 189V188H75ZM74 189V190H75ZM87 189V190H88ZM91 189H89L90 191H91ZM96 188H95V190H97ZM104 189V188H103ZM132 189H136V188H132ZM131 189V190H132ZM188 189V188H187ZM190 189V188H189ZM188 189V190H189ZM204 189V188H203ZM202 189V190H203ZM206 189V188H205ZM214 189V188H213ZM226 189H227V187H226ZM226 189H225V191H226ZM230 189V188H229ZM237 189V188H236ZM239 189V188H238ZM237 189V190H238ZM254 189H256V188H254ZM263 189V188H262ZM70 190V189H69ZM86 190V191H87ZM94 190V191H95ZM99 190V189H98ZM114 190V189H113ZM127 190V189H126ZM138 190V189H137ZM140 190V189H139ZM149 190V189H148ZM191 190V189H190ZM198 190V189H197ZM200 190V189H199ZM202 190H201V192H202ZM207 190H208V188H207ZM206 190V191H207ZM232 189H230V191H231ZM59 191V190H58ZM71 191H73V190H71ZM79 191V190H78ZM100 191V190H99ZM133 191H135V190H132V192ZM141 191V190H140ZM139 191V193H141ZM155 191V190H154ZM210 192H211V190H209ZM230 191H229V193H230ZM257 191V190H256ZM92 192V191H91ZM90 192V193H91ZM113 192V191H112ZM126 192V191H125ZM150 192V191H149ZM151 192H153V191H151ZM194 193H195V195L196 194H198V193H196L195 191H193ZM197 192H199V191H197ZM203 192H204V190H203ZM210 192H208L209 194H210ZM245 192V191H244ZM72 193V192H71ZM76 193V192H75ZM78 193V192H77ZM82 193H83V191H82ZM85 193V192H84ZM95 193V192H94ZM94 193H91L92 195H89V191H88V196H92V198L94 197ZM100 193V192H99ZM131 193V192H130ZM130 193H128V194H130ZM144 193V192H143ZM155 193V192H154ZM181 193V192H180ZM208 193H205V194H208ZM214 193V192H213ZM213 193H211L212 194V196H213ZM233 193V192H232ZM24 194V195H25ZM96 195H97V192L95 193ZM133 194V193H132ZM156 194H157V192H156ZM200 194H204V193H200ZM204 194V195H205ZM211 194H210V196H211ZM226 194H227V192H226ZM60 195V194H59ZM73 195V194H72ZM95 195V196H96ZM105 195H107V194H105ZM109 195H111V193H109ZM108 195V196H109ZM112 195V196H113ZM137 195V194H136ZM158 195H160V194H158ZM194 195V196H195ZM214 195H215V193H214ZM223 195V194H222ZM237 195V194H236ZM249 195V194H248ZM1 196V195H0ZM9 196V197H10ZM23 196V195H22ZM28 196H25L26 198H28ZM29 196V197H30ZM69 196V195H68ZM88 196H87V198H88ZM104 196V195H103ZM112 196H110L111 198H112ZM123 196H125V195H123ZM132 196V195H131ZM138 196V195H137ZM136 196V197H137ZM146 196V195H145ZM149 196V195H148ZM175 196V195H174ZM186 196V195H185ZM189 196V195H188ZM193 196V197H194ZM206 196H209V195H206ZM257 196V195H256ZM8 197V196H7ZM40 197V196H39ZM70 197V196H69ZM98 197H100V196H98ZM97 196H96V198H98ZM122 197V196H121ZM129 197V196H128ZM153 197V196H152ZM155 197V196H154ZM158 197V196H157ZM179 197H180V195H179ZM192 197V196H191ZM196 197H199L198 195L196 196ZM201 197V196H200ZM236 197V196H235ZM242 197V196H241ZM6 198V197H5ZM68 198V197H67ZM74 198V197H73ZM96 198H94V199H96ZM100 198H102V197H100ZM147 199L149 198V197H146ZM145 198V199H146ZM165 198V199H166ZM205 198V197H204ZM207 198V197H206ZM211 197H208L206 200H209ZM230 198V197H229ZM257 198H259V197H257ZM9 199V198H8ZM39 199V198H38ZM56 199V198H55ZM75 199V198H74ZM73 199V200H74ZM88 199H90V198H88ZM126 199V198H125ZM134 199V198H133ZM140 199H142V198H140ZM144 199V198H143ZM142 199V200H143ZM150 199V198H149ZM160 199V198H159ZM167 199V200H168ZM176 199V198H175ZM174 199V200H175ZM198 199V198H197ZM197 199H195L196 201H195V203L196 202H199V200H197ZM34 200V199H33ZM99 200V199H98ZM101 200V199H100ZM108 200V199H107ZM112 200V199H111ZM111 200H110V202H111ZM130 200V199H129ZM132 200V199H131ZM130 200V201H131ZM141 200V201H142ZM158 200V199H157ZM180 200H181V198H180ZM193 200V199H192ZM201 200V199H200ZM206 200H202L203 202H205L206 203ZM243 200V199H242ZM246 200V199H245ZM9 201V200H8ZM66 201V200H65ZM71 201V200H70ZM91 201L93 202V200L91 199ZM90 201V202H91ZM103 201V200H102ZM106 201V200H105ZM109 201V200H108ZM107 201V202H108ZM117 199L116 200H114V202L112 201V204H114V205H116V203L118 202L119 203V201H117ZM134 201V200H133ZM140 201V202H141ZM160 201V200H159ZM218 201V200H217ZM1 202V201H0ZM24 202H25V200H24ZM50 202V201H49ZM88 202H89V200L87 201V203H86V205L88 204ZM89 202V203H90ZM97 202V201H96ZM143 202V201H142ZM145 202H146V200H145ZM144 202V203H145ZM152 202V201H151ZM167 202H169V201H167ZM189 202H191V201H189ZM194 202V201H193ZM254 202V201H253ZM56 203V202H55ZM106 203V202H105ZM128 203V202H127ZM132 203V202H131ZM148 202H146V204H147ZM153 203V202H152ZM156 203V202H155ZM160 203V202H159ZM158 203V204H159ZM164 203V202H163ZM170 203V202H169ZM181 203H183V201L181 202ZM185 203H187V201L185 202ZM199 203H201V202H199ZM198 203V204H199ZM212 203V202H211ZM220 203V202H219ZM222 203V202H221ZM22 204V203H21ZM26 204V203H25ZM63 204V203H62ZM68 204V203H67ZM66 204V205H67ZM96 204V203H95ZM101 204V203H100ZM134 204H136V203H134ZM188 204V206L189 205H192L191 203H187ZM209 204V203H208ZM213 204V203H212ZM233 204V203H232ZM253 204V203H252ZM257 204V203H256ZM4 205V204H3ZM24 205V204H23ZM27 205H29V203L27 204ZM48 205V204H47ZM104 205V204H103ZM109 205V204H108ZM110 205H111V203H110ZM138 205V204H137ZM143 205V204H142ZM151 205V204H150ZM169 205V204H168ZM176 205V204H175ZM183 205H185V204H183ZM195 205V204H194ZM193 205V206H194ZM207 205V204H206ZM247 205V204H246ZM255 205V204H254ZM263 205V204H262ZM68 206V205H67ZM71 206H73V208H74V213H79L78 211H81V214H83L82 213V211L84 210L83 208H85L86 206H85V202L84 201H82V200H75V201H73V204H70V207ZM85 206V207H84ZM93 206V205H92ZM140 206H141V204H140ZM187 206V205H186ZM185 206V207H186ZM199 205H197V207H198ZM203 206H204V204H203ZM62 207V206H61ZM69 207V206H68ZM69 207V208H70ZM96 207V206H95ZM99 207V206H98ZM112 207H114V206H112ZM139 207V206H138ZM159 207V206H158ZM158 207L156 206V208L158 209ZM173 207V206H172ZM201 207H202V205H201ZM208 207V206H207ZM219 207V206H218ZM248 207H249V205H248ZM64 208V207H63ZM62 208V209H63ZM104 208V207H103ZM106 208V207H105ZM117 208V207H116ZM124 208V207H123ZM126 208V207H125ZM140 208V207H139ZM188 208V209H187ZM187 208H185V209H183V210H181L182 208H180V211H176L175 213L173 212H171V215H170V221L171 222H169V226H171V225H173L175 222H176V219H180L181 217H183V215H185L186 214V209L187 210H189V207H187ZM194 208V207H193ZM193 208H192V210H193ZM204 208V207H203ZM206 208V207H205ZM210 208V206L208 207V209ZM234 208V207H233ZM10 209V208H9ZM8 209V210H9ZM13 209H15V207L13 208ZM17 209V208H16ZM21 209H23V206H22V208ZM28 209V208H27ZM61 209V208H60ZM58 207H56L55 205H54V203H52V202H50L49 203V205L47 206V210L45 209V213L44 214H42V215H39V216H35V217H33L32 218V220L28 223H26V224H28L29 226H37V227H39V228H41V227H44V226H46V225H48V224H51L53 221H54V218H55V216H56V214H57V216H58V213H59V210H60ZM71 209V208H70ZM70 209H68V210H70ZM97 209V208H96ZM147 209V208H146ZM165 209V208H164ZM207 209V208H206ZM1 210V209H0ZM73 210V209H72ZM95 210V209H94ZM100 210V209H99ZM101 210H103V209H101ZM139 210V209H138ZM148 210V209H147ZM146 210V211H147ZM169 210V209H168ZM198 210H199V208H198ZM198 210L197 209H195V211H197L198 212ZM202 210V209H201ZM210 210V209H209ZM214 210H216V209H214ZM223 210V209H222ZM90 211H91V209H90ZM191 211V210H190ZM194 211V210H193ZM192 211V212H193ZM204 211V210H203ZM207 211V210H206ZM260 211V210H259ZM7 212V211H6ZM43 212V211H42ZM72 212V213H73ZM84 212V211H83ZM100 212V211H99ZM104 212V211H103ZM105 212H106V210H105ZM168 212V211H167ZM202 212V211H201ZM216 212V211H215ZM225 212V211H224ZM233 212V211H232ZM67 213H69V211L67 212ZM71 213V214H72ZM74 213H73V215H74ZM111 213V212H110ZM115 213V212H114ZM135 213V212H134ZM188 213V212H187ZM191 213V212H190ZM203 213V212H202ZM228 213H229V211H228ZM19 214H20V212H19ZM38 214V213H37ZM66 214V213H65ZM87 214V213H86ZM102 214V213H101ZM104 214V213H103ZM102 214V215H103ZM107 214H109V213H107ZM116 214V213H115ZM143 214V213H142ZM146 214V213H145ZM207 214V213H206ZM212 214V213H211ZM13 215H14V212H13ZM18 215V214H17ZM112 215V214H111ZM164 215V214H163ZM167 215V214H166ZM188 215V214H187ZM200 215V217H201V214H199ZM216 215V214H215ZM219 215V214H218ZM217 215V216H218ZM11 216V215H10ZM15 216V215H14ZM32 216V215H31ZM56 216V217H57ZM81 216V215H80ZM85 216V215H84ZM94 216V215H93ZM101 216V215H100ZM136 216V215H135ZM145 216V215H144ZM152 216H153V214H152ZM210 216V215H209ZM212 216H213V214H212ZM233 216V215H232ZM1 217V216H0ZM60 217V216H59ZM64 217V216H63ZM72 216L69 214V215H67L66 214V217L64 218V222H67V221H69L70 222V219H72L71 218ZM75 217H76V215H75ZM74 217V218H75ZM78 217V216H77ZM103 217H104V215H103ZM115 217V216H114ZM165 217H167V216H165ZM189 217V216H188ZM259 217V216H258ZM81 218V217H80ZM203 218H205V217H203ZM55 219H57V218H55ZM82 219V218H81ZM89 219V218H88ZM184 219V218H183ZM19 220V219H18ZM60 220H61V218H60ZM59 220V221H60ZM74 220V219H73ZM76 220V219H75ZM80 220V219H79ZM86 220V219H85ZM90 220H91V218H90ZM127 220V219H126ZM164 220V219H163ZM169 220V219H168ZM239 220V219H238ZM20 221V220H19ZM29 221V220H28ZM123 221V220H122ZM125 221V220H124ZM165 221H167V220H165ZM179 221V220H178ZM177 221V222H178ZM194 221V220H193ZM203 221V220H202ZM215 221V220H214ZM15 222V221H14ZM13 222V223H14ZM71 222H73V221H71ZM77 222V221H76ZM83 222V221H82ZM144 222V221H143ZM150 222V221H149ZM188 222V221H187ZM204 222H206L205 221V219H204ZM74 223V222H73ZM78 223H80V222H78ZM115 223V222H114ZM166 223H168V222H166ZM182 223V222H181ZM199 223V222H198ZM210 223V222H209ZM215 223V222H214ZM23 224V223H22ZM108 224V223H107ZM128 224V223H127ZM147 224V223H146ZM150 224V223H149ZM165 224V223H164ZM72 225V224H71ZM84 225V224H83ZM90 225V224H89ZM103 225V224H102ZM145 225V224H144ZM180 225V224H179ZM191 225V224H190ZM193 225V224H192ZM196 225V224H195ZM214 225V224H213ZM224 225V224H223ZM17 226V227H16ZM14 228L12 227V231L10 232L11 233V244L12 245H10L9 246V251H11V252H14L17 248L16 247H18V246H13V245H15V243H17V240L19 239V242L21 241L20 240V238H21V235H22V233H23V230H21L20 229V227H18L19 225H16ZM27 226V225H26ZM25 226V227H26ZM77 226V225H76ZM80 226H81V224H80ZM85 226V225H84ZM84 226L82 227V228H84ZM87 226V225H86ZM120 226V225H119ZM158 226V225H157ZM156 226V227H157ZM164 226V225H163ZM166 226V225H165ZM164 226V227H165ZM200 226V225H199ZM243 226V225H242ZM2 227V226H1ZM10 227V226H9ZM58 227V226H57ZM203 227V226H202ZM221 227V226H220ZM23 228V227H22ZM33 228H36V227H33ZM92 228V227H91ZM163 228V227H162ZM183 228V227H182ZM188 228V227H187ZM200 228V227H199ZM244 228V227H243ZM66 229V228H65ZM126 229V228H125ZM153 229V228H152ZM161 229V228H160ZM168 229H169V227H168ZM186 229V228H185ZM206 229V228H205ZM82 230V229H81ZM86 229H84L83 231H85ZM135 230V229H134ZM155 230V229H154ZM175 230V229H174ZM246 230H247V228H246ZM262 230V229H261ZM5 231V230H4ZM30 231V230H29ZM41 231V230H40ZM63 231V230H62ZM96 231V230H95ZM125 231V230H124ZM123 231V232H124ZM127 231V230H126ZM170 231V230H169ZM190 231V230H189ZM201 231V230H200ZM211 231H213V230H211ZM264 231V230H263ZM67 232V231H66ZM129 232V231H128ZM152 232V231H151ZM223 232V231H222ZM25 233V232H24ZM53 233V232H52ZM63 233H64V231H63ZM114 233V232H113ZM145 233V232H144ZM153 233V232H152ZM210 233V232H209ZM238 233V232H237ZM243 233H244V231H243ZM262 233V232H261ZM41 234V233H40ZM48 234V233H47ZM65 234V233H64ZM63 234V235H64ZM117 234V233H116ZM133 234V233H132ZM155 234H156V232H155ZM166 234V233H165ZM221 234H223V233H221ZM229 234V233H228ZM249 234V233H248ZM46 235V234H45ZM103 235V234H102ZM149 235V234H148ZM160 235V234H159ZM203 235V234H202ZM23 236V235H22ZM38 236V235H37ZM78 236V235H77ZM220 236V235H219ZM229 236V235H228ZM47 237V236H46ZM57 237V236H56ZM68 237V236H67ZM79 237V236H78ZM170 237V236H169ZM203 237V236H202ZM223 237V236H222ZM252 237V236H251ZM38 238V237H37ZM42 238V237H41ZM55 238V237H54ZM53 238V239H54ZM59 238V237H58ZM84 238V237H83ZM95 238V237H94ZM105 238V237H104ZM120 238V237H119ZM227 238V237H226ZM234 238V237H233ZM249 238V237H248ZM264 238V237H263ZM9 239V238H8ZM46 239V238H45ZM56 239V238H55ZM64 239V238H63ZM106 240H107V238H105ZM128 239V238H127ZM185 239V238H184ZM188 239V238H187ZM204 239V238H203ZM229 239V238H228ZM258 239V238H257ZM39 240V239H38ZM47 240V239H46ZM99 240V239H98ZM153 240V239H152ZM155 240V239H154ZM199 240V239H198ZM213 240V239H212ZM262 240V239H261ZM31 241V240H30ZM56 241V240H55ZM62 241V240H61ZM70 241V240H69ZM116 241V240H115ZM124 241V240H123ZM135 241V240H134ZM207 241V240H206ZM8 242V241H7ZM39 242V241H38ZM50 242V241H49ZM72 242V241H71ZM77 242V241H76ZM104 242V241H103ZM190 242V241H189ZM204 242V241H203ZM226 242V241H225ZM2 243V242H1ZM35 243V242H34ZM61 243V242H60ZM74 243H75V240H74ZM81 243V242H80ZM86 243V242H85ZM126 243V242H125ZM157 243V242H156ZM233 243V242H232ZM10 244V243H9ZM9 244H7V245H9ZM19 244H21V243H19ZM36 244V243H35ZM38 244V243H37ZM36 244V245H37ZM154 244V243H153ZM166 244V243H165ZM262 244V243H261ZM51 245V244H50ZM129 245V244H128ZM21 246V245H20ZM35 246V245H34ZM66 246V245H65ZM118 246V245H117ZM122 246V245H121ZM134 246V245H133ZM145 246V245H144ZM196 246V245H195ZM208 246V245H207ZM1 247V246H0ZM47 247V246H46ZM125 247V246H124ZM182 247V246H181ZM6 248H7V246H6ZM62 248V247H61ZM67 248V247H66ZM80 248V247H79ZM83 248H85V247H83ZM114 248V247H113ZM176 248H177V246H176ZM199 248V247H198ZM19 249V248H18ZM17 249V250H18ZM35 249H37V246L35 247ZM48 249V248H47ZM64 249V248H63ZM161 249V248H160ZM233 249H234V247H233ZM260 249V248H259ZM16 250V251H17ZM21 250V249H20ZM23 250V249H22ZM42 250V249H41ZM57 250V249H56ZM88 250V249H87ZM101 250V249H100ZM164 250H166L165 248H164ZM202 250V249H201ZM207 250V249H206ZM258 250V249H257ZM8 251V250H7ZM38 251V250H37ZM85 251V250H84ZM139 251V250H138ZM171 251V250H170ZM241 251V250H240ZM256 251V250H255ZM40 252V251H39ZM52 252V251H51ZM64 252V251H63ZM134 252V251H133ZM158 252V251H157ZM21 253V252H20ZM101 253H102V251H101ZM156 253V252H155ZM154 253V254H155ZM167 253V252H166ZM44 254V253H43ZM98 254V253H97ZM113 254V253H112ZM124 254V253H123ZM137 254V253H136ZM153 254V253H152ZM169 254V253H168ZM195 254V253H194ZM204 254V253H203ZM185 255V254H184ZM252 255V254H251ZM33 256H35V255H33ZM20 257V256H19ZM38 257H40V256H38ZM57 257V256H56ZM54 257V258H49V260L47 259V264H57L58 263V261H60L61 259H62V257ZM79 257V256H78ZM98 257V256H97ZM186 257V256H185ZM231 257V256H230ZM257 257V256H256ZM5 258V257H4ZM76 258V257H75ZM228 258V257H227ZM2 259V258H1ZM22 259V258H21ZM35 259V258H34ZM103 259V258H102ZM141 260H142V258H140ZM144 259V258H143ZM162 259V258H161ZM236 259V258H235ZM252 259V258H251ZM262 259V258H261ZM107 260V259H106ZM132 259H130L129 260V262L131 261ZM153 260V259H152ZM179 260V259H178ZM181 260H182V257H181ZM184 260V259H183ZM34 261V260H33ZM36 261H37V258H36ZM64 261V260H63ZM136 261H137V259H136ZM145 261V260H144ZM19 262V261H18ZM23 262V261H22ZM42 262V261H41ZM106 262V261H105ZM118 262V261H117ZM123 262V261H122ZM132 262V261H131ZM134 262V261H133ZM241 262V261H240ZM246 262V261H245ZM251 262V261H250ZM260 262V261H259ZM1 263V262H0ZM24 263V262H23ZM33 263V262H32ZM34 263H35V261H34ZM37 263H38V261H37ZM73 263V262H72ZM102 263V262H101ZM120 263V262H119ZM147 263V262H146ZM148 263H149V261H148ZM159 263V262H158ZM157 263V264H158ZM163 263V262H162ZM255 263V262H254ZM6 264H8V263H6ZM14 264V263H13ZM115 264V263H114ZM117 264V263H116ZM129 264V263H128ZM132 264V263H131ZM134 264V263H133ZM136 264V263H135ZM179 264V263H178ZM186 264V263H185ZM210 264V263H209ZM250 264V263H249Z\"/></svg>",
    "mask_w": 264,
    "mask_h": 264
}]
</instances>
